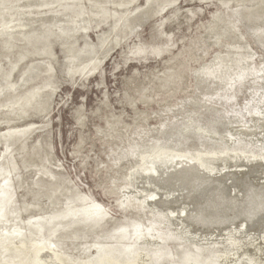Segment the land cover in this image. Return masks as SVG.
<instances>
[{
    "label": "water",
    "instance_id": "obj_1",
    "mask_svg": "<svg viewBox=\"0 0 264 264\" xmlns=\"http://www.w3.org/2000/svg\"><path fill=\"white\" fill-rule=\"evenodd\" d=\"M0 264H264V0H0Z\"/></svg>",
    "mask_w": 264,
    "mask_h": 264
}]
</instances>
